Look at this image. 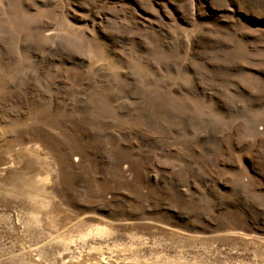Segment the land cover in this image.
Segmentation results:
<instances>
[{"label":"rangeland","instance_id":"1","mask_svg":"<svg viewBox=\"0 0 264 264\" xmlns=\"http://www.w3.org/2000/svg\"><path fill=\"white\" fill-rule=\"evenodd\" d=\"M0 264H264V0H0Z\"/></svg>","mask_w":264,"mask_h":264}]
</instances>
